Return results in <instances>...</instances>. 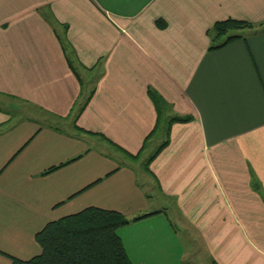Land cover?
<instances>
[{
    "label": "crops",
    "instance_id": "crops-1",
    "mask_svg": "<svg viewBox=\"0 0 264 264\" xmlns=\"http://www.w3.org/2000/svg\"><path fill=\"white\" fill-rule=\"evenodd\" d=\"M89 205L149 213L133 264H264V0H0V264Z\"/></svg>",
    "mask_w": 264,
    "mask_h": 264
},
{
    "label": "trees",
    "instance_id": "trees-1",
    "mask_svg": "<svg viewBox=\"0 0 264 264\" xmlns=\"http://www.w3.org/2000/svg\"><path fill=\"white\" fill-rule=\"evenodd\" d=\"M157 21L159 23L160 20ZM251 25L250 21L232 17L214 21L209 31L211 38L217 42L215 41L208 48L224 45L231 39L240 36L237 31ZM220 38L221 40L218 41ZM148 94L158 109L162 98L152 89H148ZM188 118L189 116H171L168 118L167 125L173 120L183 121ZM167 140L166 136L148 154L143 162L145 168L149 160ZM58 165H52L43 172ZM147 214L149 213L128 219L117 210L92 205L83 207L75 212L47 221L34 233V239L39 245V252L28 258L11 256L9 264H133L124 251L116 229L130 220ZM212 264L216 263L212 262Z\"/></svg>",
    "mask_w": 264,
    "mask_h": 264
},
{
    "label": "rangeland",
    "instance_id": "rangeland-1",
    "mask_svg": "<svg viewBox=\"0 0 264 264\" xmlns=\"http://www.w3.org/2000/svg\"><path fill=\"white\" fill-rule=\"evenodd\" d=\"M163 139H164V132H163V128L160 127L159 129L156 130V132L154 133V135L147 142L146 147H145V150L140 154L139 160H142V159L146 158L148 156V154H150L153 151V149ZM111 154H113V149H111ZM119 154H120V152H119ZM169 208L170 207H168V210H167L168 213H167V215L170 217L171 216V213H170L171 210ZM170 219H171V221L174 220L173 217H171ZM192 257H194V254H193ZM192 260L194 261V264H210L208 258L206 256H204L203 254H202L201 260H199V259L197 260L195 257L192 258Z\"/></svg>",
    "mask_w": 264,
    "mask_h": 264
}]
</instances>
